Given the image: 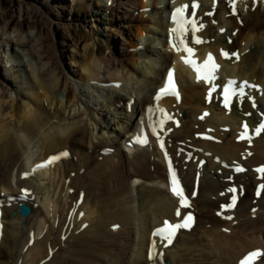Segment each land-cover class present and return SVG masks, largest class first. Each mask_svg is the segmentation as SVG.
I'll return each mask as SVG.
<instances>
[{
	"label": "bare ground",
	"instance_id": "obj_1",
	"mask_svg": "<svg viewBox=\"0 0 264 264\" xmlns=\"http://www.w3.org/2000/svg\"><path fill=\"white\" fill-rule=\"evenodd\" d=\"M142 1L143 4L141 2L135 5H139L141 10L144 11L148 9L149 14L147 15L144 11L140 14L139 25L134 35V40L137 43L135 42L131 46L137 50L135 54L130 55L128 60L131 65H121L126 68V73L123 75L118 73L115 76H111L117 71L114 68H110V66L107 69L109 70L108 75H110V78L103 81V83L114 84L109 86L108 89L110 90L107 89L108 91H113L111 97L104 98L102 96L105 95V88L102 86H99L98 91L96 90L100 92L96 101L99 102L100 99H103L102 103L100 102L103 108L96 110L99 116L108 117L111 113V110L106 112V106L108 108L113 107L116 112L125 113V116H127V118L124 117L127 120V124H122L120 129H114L113 133L104 132L103 130H106L110 125L108 124L106 128H101L99 132L102 133H99L101 135L98 137L94 131H90L92 122L86 118L87 114H79L66 119L64 116L67 114L68 109L72 111V107L77 103L79 96L75 90H71L68 87L67 83L61 81V69L59 65L54 63L55 83H53L51 76L49 77L45 73H38L34 70L31 63H25L26 69L29 67L31 85L27 86L28 88L26 87L27 91L19 92V96L22 98L18 101L17 97L16 100L14 99L10 102L6 99V94L4 95V89L2 94H0V220L3 223L7 221L6 223L9 224L11 233V235L3 233L4 224L0 227V251L2 253L3 248L8 243V249L13 254L12 256L9 253L8 259L3 261L7 263L0 264H68L70 261H74L73 264H101L97 253H101L103 247H107L108 252H106L109 254L112 253L110 249L117 252L114 257L119 259L117 260L118 264L127 261V264H144L145 261L146 264H164L166 259L177 262L178 258L188 256L187 253L192 254V250L200 252L198 257H201L194 259V264L197 262L203 263L204 261H209L208 263L210 264H230L229 260L232 258L231 264H237L239 258L250 250L262 248L264 252V221H259L243 228L246 233L245 239L248 242V246L243 244L244 246L239 247L237 243L197 245L193 238H199V236L195 235L194 231L200 225L193 231L182 229L173 245L168 247L163 246L165 242L161 241L160 238L151 237L152 229L162 224L164 219H169L171 222L181 219L175 215L178 200L169 192L166 167L161 155L164 151L159 150L156 147L158 145L154 141L150 144L151 146L149 145L143 149L137 146L129 148L126 144L130 141L129 138L133 132L138 130L139 124H143L141 121L142 117L145 116L148 107L155 103L153 94L161 86L162 77L165 76L168 68L174 65L178 84L179 86L181 85V102L178 103L176 99L169 98L160 101L159 105L173 112V119L167 123L165 150L177 166L183 183L192 197L193 204L194 202L196 204L192 211H190L192 208L186 211L194 213L198 219L197 211L205 212L208 209L209 197H213L217 201L218 195L221 194V189L238 186L240 192L242 181L239 176L248 173L253 166L264 164V134H261L260 137H254L251 145L246 140L238 139V134L243 130L242 125L244 123L249 125L250 130H254L264 120V0H241L236 5L235 14H233L231 0H221L219 2H215V0ZM83 2L84 0H78L77 4L82 6L81 3ZM116 2H119V0H115ZM184 3H189L190 5L196 3L200 6L197 20L204 27L197 36L204 43L201 45L190 43V46L195 48V58L198 62L206 59L207 54L211 53L221 66L219 73H217L218 79L214 81L217 90L229 79L248 80L250 85L258 86L248 87L243 95H239V98L234 101L229 110H226L222 104L220 89L218 92L216 90L212 93V102L208 103V92L212 85L202 81L198 82L195 72L181 61V56L185 55V53L174 51L172 46L166 43L167 37L172 36L173 25L169 21L170 9ZM160 4H163V6H160ZM42 5L45 11L43 14L44 18L40 19L37 16L38 20H34L32 15H36L37 12H34L33 7L30 10L28 9L29 11L24 12L27 16L31 15L30 24L37 26L41 22L46 23V15L52 13L53 6L50 0L42 1ZM63 8L67 9V7ZM100 9L103 13L108 12L107 7ZM85 10L83 8L82 13L80 11L79 13L82 15L88 13L86 7ZM113 10L114 8L111 11ZM208 13H211V15ZM52 14L54 16V13ZM109 19L107 18L106 22L116 24V18ZM2 22L0 29L5 32L14 24V19L8 20L5 18L2 19ZM148 22H151L152 26H149ZM24 25L25 23L23 22L15 23V32H20V28ZM153 26L156 27V30H153ZM221 29H224V31L221 32ZM19 37H21L19 40L10 38L7 45L12 47L13 42L15 46L27 47L30 41L24 39L21 35ZM142 45L145 52H137ZM158 46H161L163 52L161 51L160 53L156 50ZM222 50L229 54L238 52L240 59L238 61L235 57L225 59L221 55ZM22 51L25 57V50ZM103 52L104 48L93 47L91 49L90 46H85L84 59L80 63V67L86 73L85 78H82V82L85 85L92 79L95 81L97 79V82L100 80L101 74L98 72V66H100L101 62L106 61V57L102 55ZM141 54H144V58L149 59L144 67H139L136 60ZM158 54L161 58L155 59ZM6 55H9V53L7 52ZM29 55L34 59L37 58V55L32 50H30ZM42 56L44 57L43 52ZM8 59L10 60L11 56ZM13 66L15 67V65ZM4 67L7 68V66ZM16 74H18L17 71L14 76ZM7 75L10 76V74L6 73ZM121 78L126 82L125 86ZM119 83L120 87L118 88L117 84ZM130 83L133 84L131 87ZM54 84L56 87L64 88L65 94L63 96L54 91ZM90 86L94 87V85L89 84V88ZM111 87H117L116 89L120 91L130 87L127 94L129 95L128 99H123L117 95ZM130 103L132 104L131 107ZM48 107L51 110L55 107V111L51 112ZM182 113H186L188 117H182ZM204 113L209 115L201 119L200 117ZM83 116L86 119L85 121ZM112 116L109 121L115 119V114H112ZM54 119H57L58 122L53 123ZM60 121L66 122V124L62 126L59 123ZM175 123H180V127L175 128ZM47 125L53 126L52 129L55 130V133L45 135L43 141L39 140L40 145L37 146L38 141L36 138ZM118 130L122 132H118ZM180 133H182V136L195 134L194 139L200 141V143L195 145L191 144V139H184L185 141H183L180 138L177 143L178 151L172 150L170 143L174 139L181 137ZM203 134L214 136L217 140L215 139V141L212 140L211 142L203 141L201 139ZM107 135L108 138L112 139V144H107L108 142L104 143L103 141L95 142L94 138L103 139ZM35 142L36 144H34ZM181 142H185L187 145L184 151L180 150L183 148L180 145ZM204 142L206 144L202 147L201 144ZM40 148L42 149L41 153H38ZM107 148L113 150L110 155L111 158H107L106 155L102 154V151ZM67 150L69 151V159L68 157L64 158L62 162L52 167L36 169V165L46 161L49 156L60 155L66 153ZM90 150L92 152H89ZM249 152L251 155H248ZM123 156L125 157L123 158ZM152 156L156 159L154 163H151ZM204 160L207 161L206 164L203 163ZM223 162H225V165L228 164L235 167L246 166L248 170L244 174H240L236 173L232 168H229L230 170L226 168L228 173L224 177L219 173L224 168ZM72 165L77 169L74 172ZM152 165H155V172H151ZM215 165H218L222 170L214 173L215 179L212 180L208 174H211ZM60 169H64V173L58 175L57 172ZM30 170L32 171L30 172ZM113 170H115L114 173L112 172ZM25 172L31 173L32 176L36 175L37 179L25 178L23 176ZM73 173L78 174V176H73ZM229 175L231 179L228 180L227 177ZM114 177L116 178V185L111 187L108 180H113ZM221 177L224 178L221 180L220 186L213 185L212 181L217 183V178ZM58 178L59 181L62 179L59 186L55 184ZM94 179L98 183L95 189L99 195H91V198L86 197L87 194L84 189L85 187L90 189ZM197 179L200 183L198 187H196ZM257 180L258 183L256 185L264 184L263 178H257ZM36 181L38 182L37 185H35ZM248 181V186H250L252 182L250 179ZM66 184L69 186H66ZM52 187L59 191V196L62 198L67 195L66 200L59 199L58 201L60 207L59 216L53 215L57 199L55 195H53L52 199L50 198ZM23 189L30 190L27 199L24 201L20 198L21 195L26 194ZM69 190L72 196H69ZM195 191H197L196 196L194 195ZM261 191L263 194L264 189ZM46 193L48 194L44 196ZM112 195L114 197L117 196L119 202L122 203L119 206H125V209L123 207L119 208V206L114 204L115 201L113 202L114 197ZM17 196L20 197L17 198ZM81 196L83 197V205L78 206ZM221 198L223 199L224 195ZM21 203L27 204L31 209V213L27 217H24L19 211ZM35 204H39V208H36ZM101 204L104 211L102 213L103 219L100 213H97V207ZM245 204L247 205V203ZM221 206L222 204L218 205L213 213L220 211ZM80 208L83 210L79 212ZM44 210L46 216L52 217V224L58 223L60 225L56 231V233L59 232L57 240L53 239L55 233L54 225L48 232H44V221L42 220ZM231 210L233 211V209ZM186 211H181V215ZM259 212L261 217L264 216V211ZM54 213H57V210H54ZM213 213L204 218V221L209 219L212 226L218 222L220 224L219 231L222 232V223L225 226H229L225 222L227 219L224 218L227 214L224 213L223 216L221 215L222 218L218 219L214 216L212 217ZM69 219L71 221L70 226ZM111 220L114 221L110 223ZM122 222L123 225L117 232L106 228L108 223H110L109 227L111 228L116 224L121 225ZM229 222L231 221L229 220ZM23 223H27L28 227H22L24 226ZM84 224H88L86 228H82ZM125 225H129V228L125 229L129 234L128 236H122ZM237 226L233 225L231 227L237 228ZM95 227L98 229H95ZM24 229L28 230V233L24 232ZM68 233L70 237L66 240L63 236ZM103 235L104 237H102ZM106 236L112 238L116 236L119 241L111 239L112 241H110L108 247L104 244ZM184 236H187L185 242L182 241ZM32 239L34 244L31 246L30 241ZM154 241L157 253H162V255H157L150 259L148 256L149 245L150 243L153 244ZM206 243L208 241L204 239V244ZM63 244L64 247L65 245L68 247L67 244H69V246L72 245L76 248L75 253L68 256L70 260L66 261V254L58 253L59 251H57L58 246H60L58 250H61ZM179 246H184V250L181 253L178 252ZM235 250L236 252L233 253ZM0 257L3 256L0 254ZM25 258L26 261H24ZM261 258L264 259V256H261ZM20 260L22 263H19ZM259 260L260 257L257 261ZM182 261H180V264H184Z\"/></svg>",
	"mask_w": 264,
	"mask_h": 264
},
{
	"label": "rangeland",
	"instance_id": "obj_2",
	"mask_svg": "<svg viewBox=\"0 0 264 264\" xmlns=\"http://www.w3.org/2000/svg\"><path fill=\"white\" fill-rule=\"evenodd\" d=\"M42 1H44V0H28V1L27 0H0V24L3 23L2 19H5V18L8 20H11L12 18L14 19V24H12L7 31L4 32L3 30L0 29V41L2 40L0 42V94H2V91L4 89V95L6 94L5 95L6 99L10 102L14 99L16 100L17 97H18V101L20 100V98H22L21 96H19V92L23 93L24 91H27L28 89H26V87L31 85V79L29 78V72H28L29 67H27V69H26L25 63H31L32 66L34 67V70H36V72L45 73L49 77L51 76V79H53V83H55L56 80L54 77V66L53 65L56 64V65H59V67L61 69V76H60L61 81L63 83H67L68 87H70L71 90H75L77 92V95L79 96V99H78L79 102L78 101H76L77 103L75 102L76 107L75 106L72 107V111H69V109H68L67 114L64 117L66 119H68V118L75 117L76 115H79V114H81V115L87 114L88 116H86V118H88V120H90L92 122L90 124L91 125L90 131H94V133L96 135H98V137H100V135H101L99 133H102V132H99L101 130V128H103V129L106 128V125H108V124H110L108 126L109 128L107 127L106 130H103L104 132L113 133V131H115L114 129H116V128L120 129L122 124H127V120L124 119V117L127 118V116H125V113L116 112L113 107L112 108L109 107L110 108L109 109L106 106V108H105L106 112L108 110H111V113L108 115V117L103 116L104 117V120H103V117H101L102 115L99 116L98 112L96 111L97 109L99 110V109L103 108V106L100 105L102 103L101 101H103V99H100L99 102L96 101L98 95L100 94V92H97V91L99 90V86L100 87L102 86L105 88V92H104L105 95H102V96H104V98H108L109 96L111 97V94H113V91H108V90H110L108 88H109V86H112L114 84L109 83V82L103 83V81H106L107 79L110 78L109 77L110 75H108L109 70H107V69H109V66H110V68H114V70L117 71V73L115 72L111 76H115L118 73L119 74L122 73V75H123L124 73H126V68L122 67L121 65H123V64L124 65L127 64L128 66L131 65V63L128 60L130 59V55L135 54L136 53L135 51L137 50L131 46L133 44H135V42L137 43V41L134 40L135 39L134 35L137 32L136 29H137V26L139 25L138 22L140 20V14L143 13L142 11H144V10H141V7L139 5H135V4H139L141 2L143 4V1L142 0H119V2L115 3V0H84V2L81 3L82 6H80L79 4H77L78 0H50L52 3V6H53L52 13H54V16H52L53 15L52 13L51 14L48 13L46 15L47 19L45 18L46 23L41 22V23L37 24V26H38L37 27L32 23L30 24V20H31L30 16L31 15L27 16L24 12L29 11L33 7L34 12L35 11L37 12L36 15H34V14L32 15L33 19L38 20L37 16L40 19L44 18L43 14L45 11L43 10L44 6L42 5ZM24 4H26V5L24 6ZM146 5H147V3H146ZM160 6H163V4H160ZM63 7H67V9H64ZM85 7L87 8L88 13H85L83 15L80 14L79 11L82 13L83 8L85 10ZM106 7L108 8L107 9L108 12L103 13V11H101L100 8L105 9ZM113 8H114V10L111 11ZM144 12L147 13V15L149 14L148 9ZM107 18H110V19L116 18L117 19L116 24L113 22L109 24L108 22H106ZM17 22L25 23V25L20 28V32H15L14 27H15V23H17ZM147 24L149 26H152L151 22H148ZM152 28H153V30H156V27L153 26ZM20 35L24 39L30 41L28 43L27 47L21 48V47L15 46V44H13V42H12V47H11V45H7L8 40L10 38L13 40L14 39H16V40L21 39V37H19ZM41 35H42V37H40ZM131 39H133V40H131ZM133 41H134V43H133ZM138 43H140V41H138ZM85 46H90L91 49H93V47L104 48V52L102 55L106 57V61L101 62L100 66H98L99 68L97 67L98 72L101 74L100 80H98V82H97V79H96V81L92 79L87 85H85V83L82 82V78H85L86 73L82 69V67H80V63L84 59L83 54H85L84 53ZM16 50H17V52H16ZM22 50H25V53H26L25 57L23 56L24 53ZM30 50L34 51V53L37 55L36 59H34L31 55H29ZM156 50L161 53V51H162L161 46H158L156 48ZM141 51L143 53L145 52L143 45H142V47L138 48L137 52H141ZM7 52L9 53V55H6ZM42 52L44 54V57L42 56ZM10 56H11V59L9 60L8 57H10ZM158 57H159V54L155 59L161 58V57H159V58ZM45 58H47V59H45ZM135 59H136V57H135ZM151 59H153V58H151ZM136 60L138 61L139 67H144L145 63H148V61H149V59L144 58V54H141L139 57H137ZM103 63H105V64H103ZM36 64L39 65V66L37 65L38 68L35 67ZM13 65H15L16 68ZM156 65H158V64H156ZM4 66H7V68H5ZM8 66H10L11 68ZM16 71L18 74H16L14 76V73H16ZM118 71H120V72H118ZM6 73L10 74V76L9 75L6 76ZM128 76H130V75L128 74ZM132 80L134 81V79H132ZM121 81L124 82L122 80V78H121ZM89 84L92 86L94 85V87L90 86V88H89ZM125 84H126V82H124V86H125ZM117 85H118L117 87L119 88L120 84H117ZM132 85L133 84L130 83V87ZM54 87H55L54 91H56L61 96H63L65 94L63 87H60V86L56 87L55 84H54ZM117 87H111V89H114L115 93L117 95L121 96L123 99H128L129 95H127V94H128V91L130 90V87H128L127 89L125 88L124 90H121V91L117 90L116 89ZM90 97H92V98L90 99ZM85 106H86V108H85ZM48 110H50L51 112H54L55 107L52 110L50 109V107H48ZM99 114H101V112H99ZM112 114H115V116H114L115 119L109 121V119L113 117ZM185 116H186V118L188 117L187 114ZM99 117H101V118L98 119ZM83 118L85 121L86 119L84 116H83ZM57 122H58L57 119L53 120V123H57ZM59 123H61L62 126L66 124V122H63V121L62 122L60 121ZM52 127L53 126H50V125L45 126L40 131L41 133L36 138V140L38 141L37 144H36V142L34 144L39 146L40 145L39 140L43 141V137L45 135H47L49 133L54 134L55 130H53ZM118 132H122V131L118 130ZM194 135L195 134H186V135L182 136V133H180L181 137L174 139L170 143L171 149L178 151L177 143H178V140H180V138H182L183 141H185L184 139H187V140L191 139L192 140L191 144L196 145V144L200 143V141L194 139ZM104 137L105 138H103V139L102 138H100V139L94 138L95 142L103 141L104 143L108 142L107 144L113 143L112 139L108 138V135L104 136ZM231 138H232V136H231ZM125 139H127V138H125ZM205 144L206 143L204 142L201 144V146L203 147V145H205ZM211 148H213V146H211ZM41 150L42 149L40 148L38 150V153H41L40 152ZM89 152H92V150H90ZM202 154H204V153H202ZM108 157L111 158V156H107V158ZM124 157L125 156H123V158ZM151 163H152V160H151ZM153 167H155V165H153ZM153 167H152V169H153ZM253 167H256V166H253ZM72 168H73V172L75 170H77L76 167L73 165H72ZM152 169H151V171H152ZM213 169L214 170L211 172V174L210 173L208 174V176L210 178H212V180L215 179L214 173L222 170V169H220V167L218 165H215L213 167ZM227 169H229V168H227ZM227 169L225 167L219 173L225 177L226 173H228ZM31 171L32 170H30V172ZM112 172L114 173L115 170H113ZM57 173H58V175L63 174L64 169H60ZM162 173H163V171H162ZM72 175L78 176V174H76V173H73ZM52 176H53V174L51 175V179H52ZM239 177L241 178V181H242V183H241L242 189L240 190V192L238 194L240 196V200H239V203H238L235 211L231 210L228 213H226L227 216L228 215L233 216V219L230 220L231 222H229V220H225V222L229 226H225V224H223L221 222L222 223L221 224V231L224 234L219 231L220 230V224L218 222L215 225L213 224V226H215V227H213L212 224H210V222H209L210 220L208 219V220L204 221V218L210 216L211 213H213V211H215V209H217L218 205L220 206L221 204L222 205L226 204L228 198L231 196V194H227V192H226L227 189H221V191H220L221 194L218 195L217 201L215 200V198L209 197L208 209L205 212L201 213V212L196 210L197 215H198V219H197L196 224H195L194 228L192 229V231L198 225H200L194 231L195 235L199 236V238H193L197 245H207L209 243H213L216 245H226L227 243H237L239 245V247L244 246L243 244H247L246 246H248V242L245 239L246 233L243 231V228L250 225V224H254V223H257L259 221H264V216L261 217L260 216L261 213L259 212V211H264V193L261 196H260V194L255 196V185L258 183L257 178H259L258 173L253 172L250 168V171H248V173L241 175ZM223 178L222 177L217 178V181H218L217 183L212 181L213 185L220 186V182ZM227 178L230 179L229 177H227ZM263 178H264V176H263ZM32 179L34 180L37 178L33 177V178H31V180ZM249 179L252 182V184L250 186H248V183H249L248 180ZM61 180L62 179H60V181H59V178H58L56 180V183L54 182V180H52V181L59 186ZM108 182L111 185V187H115L116 178L114 177L113 180H108ZM63 183H66V182H63ZM37 184H38V182L36 181L35 185H37ZM67 185L68 184H66V186ZM97 185H98V183L94 179V182H93L92 186L90 187V189H87L85 187L84 190L86 191V194H87L86 197L91 198V195H95V196L99 195L97 193V190L95 189L97 187ZM60 189H61V187H60ZM71 191H72V189H71ZM47 194L48 193L44 194V196ZM68 194H69V196H72L70 190H69ZM53 195H55V198L57 199L55 201L56 206L53 209V215L59 216L60 207L58 205L59 204L58 201H59V199L66 200L67 195H64L62 198L61 196H59V191H57L56 188L52 187V192H51V196H50L51 199L53 198ZM222 195H224L223 199L221 198ZM112 196H111V198H112ZM19 197L20 196H17V198H19ZM111 198H110V200H111ZM114 201H115L114 204L116 206H119L120 204H122L117 199V196L114 197L113 202ZM245 203H247V205ZM39 206H40L39 204H35L36 208H39ZM122 207L123 206H119V208H122ZM193 207H196L195 202L193 204ZM48 208H49V201H48ZM97 208H98L97 213L98 214L100 213V216L103 219L102 213H104V211H103L102 204L99 205V207H97ZM123 208L125 209V206ZM192 209L190 211H192ZM220 209H222V208H220ZM54 210H57V213H54ZM82 210L83 209L80 208L79 212ZM75 211H76V209H75ZM218 213H220L219 210L214 212L212 214V217L214 216L218 219H221L222 217L220 215H218ZM43 215H42V217H43L42 220L44 221V232L45 233L48 232L52 228V226L54 225L55 226V231H54L55 233H54L53 239L57 240V238L59 236V232L56 233V231L59 229L58 226H60V225L58 223L52 224L53 223L52 217L46 216L45 210H44ZM113 221L114 220H111L110 223H112ZM6 222L3 223V221L1 222V220H0V227L3 226V224H4L5 226H4L3 233H5V234L8 233L11 235V233L9 231L10 230L9 224H7ZM238 222H239V224H237ZM110 223L107 224V227H106L107 229H112L109 227ZM70 224H71V221L69 219V226H70ZM23 225L24 226H22V227H28L27 223H23ZM122 225H123V222H122L121 226ZM233 225H238L240 227L237 226V228H232L231 226H233ZM127 227L129 228V225H125L122 236H128L129 235L128 232L126 231ZM95 229H98V228L95 227ZM225 229H228V231H225ZM249 229H251V228H249ZM27 231L28 230L24 229V232L28 233ZM69 237H70L69 233L66 236H63V238L66 240ZM102 237H104V235ZM186 237L187 236L183 237V240H182L183 242H185ZM104 239L106 240V242L104 244L108 247H109L110 241H112V240H115V241L118 240L119 241V238L116 236H114L113 238L106 236V238H104ZM204 239L207 240L208 243L204 244ZM2 242H3V240H2ZM30 244H31V246L34 244L33 239L30 241ZM64 244L61 246L62 247L61 250H58L60 247V246H58L57 251H59L58 253L66 254L67 257L65 260L67 261V260H70V258L68 256H71L72 254H74L75 253L74 251L76 248L73 247L72 245L69 246V244H67L68 247L66 245L64 247ZM8 245L9 244L7 243V246L3 248L2 253L0 251L1 256H3V257H0V263H7V262H3V261L8 259L9 253H10V255L13 256L11 251L8 249L9 248ZM107 250H108L107 247H103L102 252L97 253L99 256V259L101 260L100 263L101 264H118L119 262L117 260H119V259L117 257L116 258L114 257V255H116L117 252L110 249V251L112 253L109 254V253H107L108 252ZM182 250H184V246H179L178 252L181 253ZM103 251H105V252H103ZM235 252H236V250L233 251V253H235ZM187 254H188V256H185V257L182 256L181 258H178L177 262H173L170 259H168V260H169L170 264H180V261H182V259H183L182 262L184 264H194L195 263L194 259L201 258L200 256L198 257V255H200V252H196V250H192V254L191 253H187ZM189 257H190V259H189ZM18 258H20V257H18ZM232 259L229 260L230 264L232 263L231 262ZM24 261H26V258L24 259ZM20 262L22 263L21 260L19 261V263ZM127 262H122V264H127ZM208 262L209 261H207V262L204 261L203 263L197 262L196 264H210ZM73 263H74V261H70L68 264H73ZM144 264H146V261L144 262ZM256 264H264V259L260 257V260L257 261Z\"/></svg>",
	"mask_w": 264,
	"mask_h": 264
},
{
	"label": "snow or ice",
	"instance_id": "obj_3",
	"mask_svg": "<svg viewBox=\"0 0 264 264\" xmlns=\"http://www.w3.org/2000/svg\"><path fill=\"white\" fill-rule=\"evenodd\" d=\"M198 7L196 3L192 4V8L195 9ZM231 7L233 9V14H235L236 9V2L235 0H231ZM188 8V5H182L180 7H177L173 13L172 20L175 24V27L171 30L172 36L170 43L172 45V48L176 52H182L185 53V55L181 56V61L184 65L189 66L196 74V79L198 82H206L209 85H212L208 92V99L211 100L212 93L217 90V86L214 84V81L218 79L217 73L220 70V65L216 62L214 56L209 53L207 54L206 59L203 60V62H198V60L195 58V48L191 47L188 43V33L191 32L192 39L191 43L193 45H199L204 43V41L196 35L199 31L202 30L204 25L198 24L195 19V12L192 13V18H189L186 15V10ZM211 15V13H208ZM224 29H221V32H223ZM221 55L225 59H232V57H235V59L238 61L240 59V54L238 52H234L229 54L228 52H225L222 50ZM174 69L170 70L168 72L167 76V82L163 88L160 89L159 93L155 97L157 101L161 99L162 96H175L177 100H179V92L177 89V86L174 82ZM244 87H258L256 85H250L247 81H244L242 85H238L237 81L234 79H229L222 87V97H223V106L225 109L230 108V103L232 101V98L236 95H243V89ZM155 112H159L160 116L158 120H154L153 116ZM209 115L208 113H204L203 116L200 118L203 119L204 116ZM173 117L168 114L164 109L162 108H149L148 109V128L151 130L152 136H155L157 141L159 142L160 148L162 151H164L165 159L168 163V172H169V191L171 195L178 200V207L176 209L175 215L177 217L181 216V209L190 207V200L188 196L185 194V189L181 183V179L178 176L176 170L172 166L171 158L168 156L167 151L165 150V144L163 138L160 136V131L163 130V127L165 123L172 120ZM242 131L239 134L238 139L239 140H246L249 145L252 144L254 137H260L261 134H264V121L259 123L257 127L254 128V130L249 129V125L247 123H244L242 125ZM209 139H212V137H207ZM134 143L139 144L141 146H147L149 144L147 133L144 131H141L140 135H137L134 138ZM61 155H67V153H63L60 155H55L44 161L43 163H40L36 165V169H44L49 167L50 165L54 164L56 161H58L61 158ZM248 155H251L249 152ZM227 167V165H225ZM236 172H243L245 169L241 166H237L235 168ZM258 173H261L264 175V166H261L256 169ZM261 189H264V185H261ZM231 192H235V188L229 189ZM259 195V192L257 193ZM237 203V197L235 195L232 196L231 203L228 205L222 206L224 211H228L230 209H233L236 206ZM223 212L218 213V215L223 216ZM227 220H232L233 216L228 215L224 217ZM194 223V217L189 213L188 215L183 217L182 222L178 223H170L169 221L165 220L163 222V226L156 229L153 233L154 236H157L161 239V241H164V247H168L173 244L174 239L181 229H188L190 230L192 225ZM225 231H228V229H225ZM157 255H162V253H157L156 251V244L155 241L152 244V252L149 254V258L153 259ZM264 256V252H261L259 250L253 251L249 253L244 259L240 261V264H254V261Z\"/></svg>",
	"mask_w": 264,
	"mask_h": 264
},
{
	"label": "water",
	"instance_id": "obj_4",
	"mask_svg": "<svg viewBox=\"0 0 264 264\" xmlns=\"http://www.w3.org/2000/svg\"><path fill=\"white\" fill-rule=\"evenodd\" d=\"M19 211L24 217H27L31 213V209L26 205H21Z\"/></svg>",
	"mask_w": 264,
	"mask_h": 264
}]
</instances>
